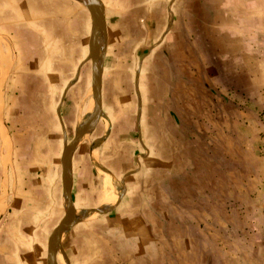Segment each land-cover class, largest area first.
<instances>
[{"label":"crops","instance_id":"obj_1","mask_svg":"<svg viewBox=\"0 0 264 264\" xmlns=\"http://www.w3.org/2000/svg\"><path fill=\"white\" fill-rule=\"evenodd\" d=\"M101 1L106 26L102 80L109 83L111 100L108 125L103 136L94 139L92 148L99 143L100 155L95 160L90 153L93 175L88 184L82 183L84 158L74 153L72 194L76 209L104 207L109 191L105 184L103 188L99 165L114 177L120 192L109 211L84 213L87 216L73 224L58 253L59 264H114L110 242L122 239L126 259L133 263L141 258L143 264L148 257L143 243L152 239L149 227L164 224L166 204L172 210L169 224L181 227L183 238L188 236L185 229L193 223L181 217V211L196 209L197 195L212 192L190 181L197 160L209 153L201 149L212 143L201 133L211 131L213 115L229 113L230 103L247 97L255 104L256 88L252 95L242 90L244 83H256L260 57L264 58V0ZM89 40L83 3L0 0V194L17 189L15 198L21 193L45 195V201L34 199L39 204L28 209L34 218L42 207L48 211L36 223L42 220L36 236L42 264L48 262L47 230L58 225L65 212L61 157L68 142L66 125L74 121L59 99L67 96L70 80L82 77L81 66L89 61ZM218 80L242 83L240 89L232 85L236 89L230 92L232 102L222 95L223 88H215ZM27 89L36 103L21 102L28 98L23 93ZM22 116L29 128L23 127ZM14 129L36 131L32 153L15 157L20 141L9 134ZM96 181L99 189L93 187ZM76 185H80L77 192ZM75 192L96 204L79 206L77 200L84 199ZM3 208L0 202V226H5ZM22 224L26 226L19 234L12 226L9 235L0 236L5 242L32 243L22 237L28 235V223ZM120 231L125 235L119 236ZM139 241L141 257L136 250Z\"/></svg>","mask_w":264,"mask_h":264},{"label":"rangeland","instance_id":"obj_2","mask_svg":"<svg viewBox=\"0 0 264 264\" xmlns=\"http://www.w3.org/2000/svg\"><path fill=\"white\" fill-rule=\"evenodd\" d=\"M75 1L82 4L80 0ZM84 7L89 18L91 34V14L85 5ZM260 60L262 63L261 71L256 70V83L251 86L252 83L246 82L244 83L246 85L245 90H242L247 95L251 93L252 88H256L255 104H253L252 98L247 97H245V101L238 99L232 102L234 98H231L230 92L236 91L232 85L236 83L240 89L242 83H225L220 80L215 82V88H223L222 95L226 100L228 97L227 101L232 103L229 104L227 109L229 113L224 112L223 116L217 114L216 116L213 115V118L211 117L213 124L211 131L201 133L208 139H212V143L210 145L207 143V146L201 149V151L206 149L209 153L205 152L203 158L197 160L195 171H193L194 175L190 178L191 184H196L198 189L202 187L207 192H212L197 195L196 209L181 211V217L185 216L193 223L190 229H185L188 236L184 238L181 227L169 224L172 221V210H169L171 206L166 204L164 224L149 227L148 231L150 235L152 234V239L148 240V243H146L147 241L143 243L144 249L148 250V257L145 260L143 259V264H264V72L262 70L264 68V58L260 57ZM86 64L85 68L81 66L82 77L80 80L76 81V78L70 80L66 86V88L69 87L66 93L67 96L65 98L62 96L59 99V105H62L65 101L64 109L68 111L67 113H70L71 120L74 121L73 124L66 125L69 132L68 143L76 135V125L87 118L95 105L92 64L90 60ZM218 78H220L219 75ZM108 84H103L102 80L104 116L98 121L92 135L90 134L80 141V145L75 152V155L84 158L83 176L85 178L83 184H88V177L93 175L90 153L91 156L94 153L96 160L100 155L99 143H96L98 147L95 146L96 153L95 150L93 152L94 139L95 137L101 138L105 132V127L108 125V102L111 101L110 98L108 99ZM132 84L135 90L137 88L136 83ZM28 91L29 89L23 92L27 94L28 98H20L21 102L25 104L26 102L36 103L38 99L30 100ZM136 93H138L137 90ZM134 101H136L137 107L138 99L136 98ZM8 102L12 104L11 99H8ZM90 106L91 110L89 111ZM252 106H256L255 109ZM218 108L221 111V108ZM21 121L25 122L23 127L29 128V122L23 116ZM14 131L11 132L10 130L9 134H15L16 141H20V145L17 143L14 150L15 157L18 155L21 158V155L24 157L27 153H32L35 145L31 148L30 144L36 142L38 138L35 137L36 131L33 129H14ZM165 156L167 157V155ZM83 164L79 165L80 169ZM25 168L26 165L22 163L21 169ZM104 179L103 182L105 183ZM97 181V186L94 185L93 187L99 189L100 182L98 184ZM79 188L80 185H76V192ZM16 192L14 191L13 194H0L1 206L4 207L3 215H6L5 226H0V235L3 232L9 235L8 231L12 229V226H16L19 234L22 227L26 226L22 223L27 221L28 235L22 237L30 239L32 243L24 245L27 242L21 243L11 239L5 242L2 238L3 235L0 236V264H39V262L42 264V260L38 257L42 249L38 244L39 242L36 241V236L39 237L38 233L41 232L42 227L39 224L42 220H39L38 225L36 223L38 217L45 219L48 216V211L42 207L37 210L39 211L38 217L34 218L33 210L29 211L28 209L33 203L39 204V202H34V199L43 202L45 195L21 193L19 194L21 197L16 196L21 201H17L14 197ZM76 192L75 196H81ZM97 196L98 192L94 196L96 200ZM81 198L84 199L82 203L77 200L78 205L81 207H91L96 204L90 203L83 196ZM106 201L104 195L103 205L106 204L104 203ZM47 202H50L49 198ZM24 207L26 209L18 211ZM64 213L63 209V216ZM84 217H78L74 222L76 223ZM56 226L53 225V229L47 230L50 235ZM143 230H146V227ZM120 232L122 233L119 236L125 235L123 231ZM49 234H47L48 239ZM141 248L139 241L136 244V250H138V255L140 253V257ZM125 249L126 242H124V239L110 242L109 251L114 257V264H141V258H135L133 263H131L130 258L127 260Z\"/></svg>","mask_w":264,"mask_h":264},{"label":"water","instance_id":"obj_3","mask_svg":"<svg viewBox=\"0 0 264 264\" xmlns=\"http://www.w3.org/2000/svg\"><path fill=\"white\" fill-rule=\"evenodd\" d=\"M91 14V34L89 40L88 59L92 61V82L95 105L93 111L77 127L76 135L71 142H66L62 152V183L65 213L59 224L54 228L48 239L47 264H59L58 253L62 252V242L75 223V215L84 213H106L108 207L95 210L76 209L72 194V161L75 150L80 141L88 136L96 127L98 121L104 116L102 108V72L103 55L106 40L105 13L101 0H80Z\"/></svg>","mask_w":264,"mask_h":264},{"label":"bare ground","instance_id":"obj_4","mask_svg":"<svg viewBox=\"0 0 264 264\" xmlns=\"http://www.w3.org/2000/svg\"><path fill=\"white\" fill-rule=\"evenodd\" d=\"M94 150H95V146L93 147V152H94ZM92 157L96 160L94 153L92 154ZM98 169L101 172V174L103 175V177L106 179L105 180L103 178L104 181H105L104 184L106 185V188L109 191L108 192L109 195H108V197L106 199L107 201L104 202L106 204H104L103 206L104 207H110L113 204V202L116 200L115 197L116 196L118 197L119 192H120V189H119V186L117 185V182L114 179V177L104 167H102V166L99 165L98 166ZM111 183H112V185H113L114 188L112 187ZM114 189H115V193H114ZM116 190H117V195H116ZM84 216H87V215H79L78 214V215H75V219L78 218V217H84Z\"/></svg>","mask_w":264,"mask_h":264}]
</instances>
